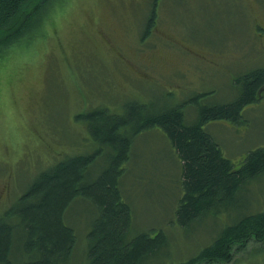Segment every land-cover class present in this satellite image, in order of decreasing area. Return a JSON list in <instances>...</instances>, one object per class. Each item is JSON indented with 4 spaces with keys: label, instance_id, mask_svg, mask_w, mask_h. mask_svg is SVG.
I'll use <instances>...</instances> for the list:
<instances>
[{
    "label": "rangeland",
    "instance_id": "rangeland-1",
    "mask_svg": "<svg viewBox=\"0 0 264 264\" xmlns=\"http://www.w3.org/2000/svg\"><path fill=\"white\" fill-rule=\"evenodd\" d=\"M150 5L56 0L34 16L33 24L41 21L30 28L31 39L0 58V215L40 171L92 151L81 115L101 107L118 112L129 101L175 105L209 91L199 105L226 103L238 94L235 80L264 64V0H159L154 27L144 36ZM263 94L243 109L240 124L205 127L235 167L264 146ZM199 105L185 108L190 121ZM105 163L100 158L95 169ZM125 168L120 189L132 210L130 236L162 231L166 248L158 261H185L226 224L264 211L262 175L244 184L227 209L179 227L181 163L159 129L135 138ZM94 215L83 198L67 209L65 222L76 236L67 264H86ZM213 264H264V243L250 241L230 262Z\"/></svg>",
    "mask_w": 264,
    "mask_h": 264
},
{
    "label": "trees",
    "instance_id": "trees-1",
    "mask_svg": "<svg viewBox=\"0 0 264 264\" xmlns=\"http://www.w3.org/2000/svg\"><path fill=\"white\" fill-rule=\"evenodd\" d=\"M55 1L0 0V58L31 39L30 28L41 21L33 24L34 16ZM158 3L151 0L144 36L154 27ZM235 83L238 94L226 103L199 105L213 93L209 91L175 105L129 101L118 112L101 107L81 115L78 119L87 122L94 148L40 171L0 215V264H67L76 236L65 222V213L77 198L87 200L95 210L86 234V264L228 263L250 241L264 243L262 211L226 224L210 244L185 261H158V254L165 252L166 236L162 231L130 236L132 210L120 189L135 138L153 129L166 136L181 163L182 196L175 209L181 228L210 212L227 209L244 184L264 175V146L248 152L235 167L205 128L214 121L241 123L243 109L261 98L264 64L242 74ZM190 104L199 105L194 121L185 113ZM100 158L106 163L98 170L101 167L95 169V165Z\"/></svg>",
    "mask_w": 264,
    "mask_h": 264
}]
</instances>
